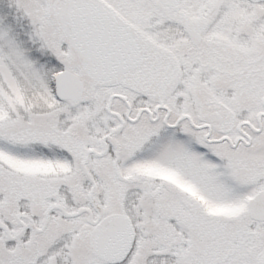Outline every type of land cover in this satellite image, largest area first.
<instances>
[{
  "label": "snow or ice",
  "instance_id": "snow-or-ice-1",
  "mask_svg": "<svg viewBox=\"0 0 264 264\" xmlns=\"http://www.w3.org/2000/svg\"><path fill=\"white\" fill-rule=\"evenodd\" d=\"M0 264H264V0H0Z\"/></svg>",
  "mask_w": 264,
  "mask_h": 264
}]
</instances>
